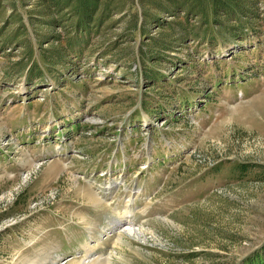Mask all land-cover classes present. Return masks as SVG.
<instances>
[{"label":"rangeland","instance_id":"obj_1","mask_svg":"<svg viewBox=\"0 0 264 264\" xmlns=\"http://www.w3.org/2000/svg\"><path fill=\"white\" fill-rule=\"evenodd\" d=\"M261 250L264 0H0V264Z\"/></svg>","mask_w":264,"mask_h":264},{"label":"trees","instance_id":"obj_2","mask_svg":"<svg viewBox=\"0 0 264 264\" xmlns=\"http://www.w3.org/2000/svg\"><path fill=\"white\" fill-rule=\"evenodd\" d=\"M223 6H226V5H223ZM236 8L237 7L229 6V9H228L229 10V13H231L232 11L237 10ZM228 10L226 12H228ZM250 260H255V261H253L252 264H264V250H261L260 252H258L257 254H255V256H253V257H251V258L248 259V261H250Z\"/></svg>","mask_w":264,"mask_h":264},{"label":"bare ground","instance_id":"obj_3","mask_svg":"<svg viewBox=\"0 0 264 264\" xmlns=\"http://www.w3.org/2000/svg\"><path fill=\"white\" fill-rule=\"evenodd\" d=\"M128 221V222H131L132 221V211H129V210H127V211H125V213L124 214H122L121 215V219H120V221L118 222V226L122 223V221ZM128 228H130L129 226H128ZM141 229V228H140ZM131 231H133V230H131ZM140 231V230H139ZM135 232H138V231H135ZM121 235V234H120ZM97 245H99V244H97ZM87 245L85 244V246L84 247H86ZM89 248V247H88ZM92 249L91 250H93L94 248H95V246H92L91 247ZM105 261V260H104ZM107 261V260H106ZM104 262V263H102V264H111V261L112 260H108L107 262ZM94 264H98V263H94Z\"/></svg>","mask_w":264,"mask_h":264},{"label":"crops","instance_id":"obj_4","mask_svg":"<svg viewBox=\"0 0 264 264\" xmlns=\"http://www.w3.org/2000/svg\"><path fill=\"white\" fill-rule=\"evenodd\" d=\"M86 256V255H85Z\"/></svg>","mask_w":264,"mask_h":264}]
</instances>
